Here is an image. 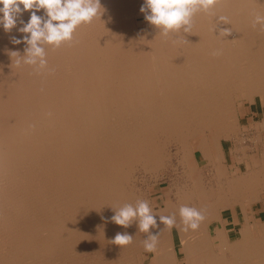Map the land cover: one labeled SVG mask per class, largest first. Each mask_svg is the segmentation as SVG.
Wrapping results in <instances>:
<instances>
[{
	"label": "bare ground",
	"instance_id": "1",
	"mask_svg": "<svg viewBox=\"0 0 264 264\" xmlns=\"http://www.w3.org/2000/svg\"><path fill=\"white\" fill-rule=\"evenodd\" d=\"M100 3L101 17L79 27L75 42L46 47L50 71L17 67L11 52L26 45L12 38L25 35L22 25L0 26V264H264V142L238 140L233 173L213 163L210 184L194 174L193 156L221 155L237 97L264 110V26H253L264 0H221L214 15L195 16L191 33L167 36L145 20L144 0ZM170 144L189 165L184 183L161 194L167 203L155 204L135 172L160 167ZM140 200L157 215L154 253L138 222L111 220ZM182 205L203 213L198 230H180ZM172 214L169 229L159 216ZM118 232L133 242L114 244Z\"/></svg>",
	"mask_w": 264,
	"mask_h": 264
},
{
	"label": "clouds",
	"instance_id": "2",
	"mask_svg": "<svg viewBox=\"0 0 264 264\" xmlns=\"http://www.w3.org/2000/svg\"><path fill=\"white\" fill-rule=\"evenodd\" d=\"M221 3V0H144L140 11L145 13V20L159 29L163 35L170 33H191L195 16L200 13H210ZM22 5V7H21ZM102 6L100 0H0V26L6 32L16 28L17 22L22 25L17 30L25 34L22 38H12L14 44H25L23 55L19 51L11 53L17 57V67L32 66L40 73L48 69L46 47L60 48L63 44L75 42V34L79 27L88 25L97 17H101ZM43 10L44 16L37 15ZM30 11V18L24 22L20 17L23 12ZM219 22L230 24L227 16L217 17ZM264 26V15L255 14L253 26ZM215 28L213 29V31ZM225 35L230 34L224 29ZM221 54L219 51L214 55ZM31 127H35L34 125ZM181 231H196L205 219L203 213L195 208L182 205L179 208ZM157 215L153 213L149 202L140 200L135 206L126 204L111 220L124 228L138 222L140 232L146 234L143 241L146 252H156L159 234L151 229L158 228ZM159 221L171 229L177 227L176 215L159 216ZM119 246H126L133 242V237L127 233H117L112 241Z\"/></svg>",
	"mask_w": 264,
	"mask_h": 264
},
{
	"label": "rangeland",
	"instance_id": "3",
	"mask_svg": "<svg viewBox=\"0 0 264 264\" xmlns=\"http://www.w3.org/2000/svg\"><path fill=\"white\" fill-rule=\"evenodd\" d=\"M245 101L246 100H244V98H240V97H237L235 99L237 111L235 110L236 119L234 116V119H235L234 120V128L232 129V131L229 132L228 136H222L220 138L219 147L221 148V155L216 154V156H215V154H213V152H212V155H213V158L211 159L212 161H204L200 157L199 151H196L193 155L194 159L196 160L195 166H194L195 167L194 174L198 177L200 176L203 179V182L206 184H210L211 181L214 182L216 180L215 177H216L218 172H217V167L213 163L218 164L220 166V168H222V170H223L224 174H226V176H231V174L233 173L232 170H230V169H232L231 168L232 166H230V165L231 164L234 165L235 160H234L231 152L233 150V147L238 146V144H239L238 140L241 139V136L239 135V134H241V133H239L240 132V125L241 124L245 125L244 124L245 123L244 122V116H242V114L245 113V110H247V104ZM251 109H252L253 113L258 115V116L264 114V110H262L260 108V103L258 100L254 101L251 104ZM207 135H208V139L210 141L211 132L209 130H207ZM230 140H235V143H234L235 145L233 144L234 146L233 145L231 146L230 144H229V146L228 145L226 146V142L230 141ZM242 140H244V139H242ZM247 141L252 142L251 140H247ZM252 143H249V144L251 146H254ZM167 150H168V155L166 154V162L163 163L160 167L155 168V169L148 168L147 170H145L144 168L139 166L135 172V176H136L137 182H138L137 189L141 190V192L144 193V195L146 194V195H148V197L152 198L153 202L155 204L159 203L160 201H161L162 205L167 203L166 199L163 200V197L168 195V192L170 191L171 187L175 188L176 185H181L184 183L185 176L183 175V171L187 170V165H189V163L187 161L181 159L182 158L181 156L178 158L174 157L173 154L176 151L175 144L168 145ZM169 152H170V154H169ZM196 173H198V174H196ZM240 174L241 173H239L238 175H240ZM248 174H250V173L249 172L245 173V174L242 173L241 175H248ZM162 193L164 196L163 195L161 196ZM247 208H248V212L251 213V210H250L251 208L248 206H247ZM214 226H215V222H213L211 224V229ZM233 235H235V234H233ZM175 241H176V245H177V249H178L179 239L177 236H176ZM180 254L181 253L179 252V255ZM147 256L150 257L151 254L150 255L148 254ZM180 264H184V261L182 260L180 262Z\"/></svg>",
	"mask_w": 264,
	"mask_h": 264
},
{
	"label": "crops",
	"instance_id": "4",
	"mask_svg": "<svg viewBox=\"0 0 264 264\" xmlns=\"http://www.w3.org/2000/svg\"><path fill=\"white\" fill-rule=\"evenodd\" d=\"M260 108L263 110L261 105H260ZM245 113L242 114V116H245V119H244L245 125L241 126L240 129H243V130L239 132L241 133L239 135L241 136V138H245L249 140H253L254 138H256L259 140L257 144H260L259 146H261L264 142V130L260 129L258 125L261 123V120H263L262 118L264 117V114L259 115V116L254 114L251 107L245 110ZM243 142L248 143V144L251 143V142H248L247 140H243ZM234 143H235V140L227 141L226 146L227 145L229 146V144L232 146Z\"/></svg>",
	"mask_w": 264,
	"mask_h": 264
}]
</instances>
